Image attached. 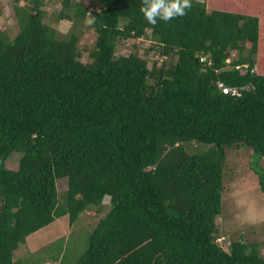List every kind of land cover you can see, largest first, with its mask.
<instances>
[{"label":"trees","instance_id":"16d2710c","mask_svg":"<svg viewBox=\"0 0 264 264\" xmlns=\"http://www.w3.org/2000/svg\"><path fill=\"white\" fill-rule=\"evenodd\" d=\"M9 1L17 30L0 29V264H17L19 243L60 235L86 208L103 212L72 264H264V241L225 249L215 220L225 148L264 156V0H192L155 27L141 0H57L47 21L44 0ZM89 14L82 59L76 39ZM58 20H69L64 31ZM146 33L151 61L114 53L117 40ZM251 165L264 191V168Z\"/></svg>","mask_w":264,"mask_h":264},{"label":"rangeland","instance_id":"374dc122","mask_svg":"<svg viewBox=\"0 0 264 264\" xmlns=\"http://www.w3.org/2000/svg\"><path fill=\"white\" fill-rule=\"evenodd\" d=\"M92 0H86L89 3ZM19 4L23 0L18 1ZM57 0H44L41 8L44 11V21L55 12ZM69 20H58L56 27L64 31ZM0 29L12 37L17 26L12 16L9 0H0ZM93 32L87 24L82 25L77 34L76 43L81 49V58H86V52L92 45ZM151 39L145 36L117 40L114 53L136 52L147 61L155 58L156 52L147 51ZM17 151V150H15ZM21 152L11 153L7 165L15 167ZM252 162L264 168V156L255 154L249 146H228L225 148V162L222 169V188L220 211L215 217L218 225L216 241L227 248L230 240L240 238L245 241H264V191L257 182V174L252 168ZM59 200L62 199L65 178L57 180ZM103 201L108 200L105 194ZM103 212L94 208H86L72 221L64 220L60 235L48 239L45 230L35 233L25 242L19 243L13 252L17 264H72L79 253L85 248L87 234L98 216ZM63 226V225H62ZM48 231V230H47ZM260 252H263L259 246Z\"/></svg>","mask_w":264,"mask_h":264},{"label":"clouds","instance_id":"9594fccd","mask_svg":"<svg viewBox=\"0 0 264 264\" xmlns=\"http://www.w3.org/2000/svg\"><path fill=\"white\" fill-rule=\"evenodd\" d=\"M192 8V0H141L140 13L148 24L153 27L158 21L167 23L177 17H183ZM95 17L89 14L85 21L87 25H92Z\"/></svg>","mask_w":264,"mask_h":264},{"label":"built area","instance_id":"2783aa9c","mask_svg":"<svg viewBox=\"0 0 264 264\" xmlns=\"http://www.w3.org/2000/svg\"><path fill=\"white\" fill-rule=\"evenodd\" d=\"M220 86H221L222 91H226L228 89L226 86H223V85H220ZM230 91L233 92V93L237 92L236 88H234V87L230 88Z\"/></svg>","mask_w":264,"mask_h":264},{"label":"crops","instance_id":"0c3cea01","mask_svg":"<svg viewBox=\"0 0 264 264\" xmlns=\"http://www.w3.org/2000/svg\"><path fill=\"white\" fill-rule=\"evenodd\" d=\"M14 258V257H13ZM15 259V258H14Z\"/></svg>","mask_w":264,"mask_h":264}]
</instances>
